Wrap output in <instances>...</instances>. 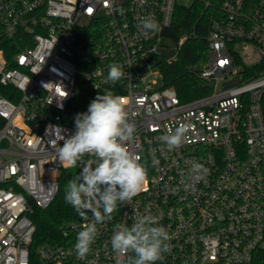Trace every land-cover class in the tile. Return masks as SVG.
<instances>
[{"label": "built area", "instance_id": "2783aa9c", "mask_svg": "<svg viewBox=\"0 0 264 264\" xmlns=\"http://www.w3.org/2000/svg\"><path fill=\"white\" fill-rule=\"evenodd\" d=\"M199 4L205 61L190 65L209 93L182 101L163 81L161 65L176 59L195 26L160 52L177 6ZM114 8H122L123 15ZM160 25L143 34L140 20ZM0 35L11 39L8 58L0 47V264H30L33 207L46 208L59 190L62 135L75 126L59 111L77 88L115 86L135 126L130 152L147 169L143 190L118 204L84 260L74 251L88 221L78 214L60 226V240L35 250L37 264H127L133 253H115L116 226L149 214L163 226L170 251L156 264H264V70L242 75L264 57V0H0ZM125 76L107 82L108 66ZM238 76L239 81L225 84ZM188 125L181 147L168 151L159 137ZM89 157H85L87 160ZM193 163L206 170L194 185ZM82 165L74 167L77 175Z\"/></svg>", "mask_w": 264, "mask_h": 264}, {"label": "clouds", "instance_id": "9594fccd", "mask_svg": "<svg viewBox=\"0 0 264 264\" xmlns=\"http://www.w3.org/2000/svg\"><path fill=\"white\" fill-rule=\"evenodd\" d=\"M139 2L143 5L145 0ZM114 10L123 15L122 8ZM139 27L146 36L160 30L152 16L143 17ZM124 76L122 65L108 66L107 82L115 84ZM74 124L72 134L62 135L63 143L57 148V156L65 167L82 165L79 175L66 185L65 201L84 221L89 220L88 212L92 214L91 222L85 223L77 233L74 244L77 258L84 260L97 238V225L111 220L118 204L130 202L143 190L147 169L141 157L127 147L136 129L121 96L107 89L104 94L99 93L86 112L76 114ZM188 127L181 125L174 131L169 130L159 140L168 151L178 149ZM206 173L200 163H193L188 179L194 185L205 179ZM155 225V217L149 214L136 217L131 226L117 225L110 240L112 250L119 255L133 253L128 256L127 264H156L170 251V237L163 226Z\"/></svg>", "mask_w": 264, "mask_h": 264}, {"label": "trees", "instance_id": "16d2710c", "mask_svg": "<svg viewBox=\"0 0 264 264\" xmlns=\"http://www.w3.org/2000/svg\"><path fill=\"white\" fill-rule=\"evenodd\" d=\"M208 13L199 4L177 6L173 13L172 23L164 32L166 38L174 44L186 31L195 26L198 33L196 38L187 39L177 52L176 59L171 63H163L161 70L166 85L174 87L182 101L191 100L209 93V85L196 72L188 70L190 65H202L205 61V41L198 26L207 20ZM0 47H3L8 58L15 51L11 39L0 35ZM264 70V57L251 66L242 65V75L252 76ZM115 95L120 92L115 86H104L98 90L77 88L75 96L67 103L64 110L59 111L60 122L64 125L75 126L76 114L87 111L90 102L105 90ZM78 176L74 167L63 168L58 173L59 190L51 204L42 209L33 207L30 217L35 225L30 254V264H37L34 250L44 243H57L60 240V226L77 215L74 208L65 201V189L69 181Z\"/></svg>", "mask_w": 264, "mask_h": 264}, {"label": "water", "instance_id": "95a60500", "mask_svg": "<svg viewBox=\"0 0 264 264\" xmlns=\"http://www.w3.org/2000/svg\"><path fill=\"white\" fill-rule=\"evenodd\" d=\"M160 52H162L163 54L167 55V56H171L174 54V49H169L166 50L164 47L159 48ZM239 81L238 76H235L232 80L225 82V84H233V83H237Z\"/></svg>", "mask_w": 264, "mask_h": 264}, {"label": "rangeland", "instance_id": "374dc122", "mask_svg": "<svg viewBox=\"0 0 264 264\" xmlns=\"http://www.w3.org/2000/svg\"><path fill=\"white\" fill-rule=\"evenodd\" d=\"M157 42L162 47H167V48H170V47H172L174 45V42L171 39L165 38V37L160 38Z\"/></svg>", "mask_w": 264, "mask_h": 264}]
</instances>
